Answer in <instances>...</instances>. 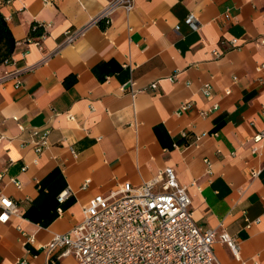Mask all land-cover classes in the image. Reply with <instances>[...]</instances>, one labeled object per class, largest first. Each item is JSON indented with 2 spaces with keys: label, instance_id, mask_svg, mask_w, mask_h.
<instances>
[{
  "label": "crops",
  "instance_id": "crops-1",
  "mask_svg": "<svg viewBox=\"0 0 264 264\" xmlns=\"http://www.w3.org/2000/svg\"><path fill=\"white\" fill-rule=\"evenodd\" d=\"M110 1L0 0L15 40L0 67V196L17 208L0 223V264H76L44 247L94 196L168 168L196 225L238 244L234 257L216 242L217 263L264 264V0H134L95 23ZM32 129L49 130L39 154L22 146Z\"/></svg>",
  "mask_w": 264,
  "mask_h": 264
},
{
  "label": "built area",
  "instance_id": "built-area-1",
  "mask_svg": "<svg viewBox=\"0 0 264 264\" xmlns=\"http://www.w3.org/2000/svg\"><path fill=\"white\" fill-rule=\"evenodd\" d=\"M4 1L9 3L11 0ZM133 7L134 0H111L94 22H103L108 26L112 13L118 9L130 12ZM185 23L197 29L192 15ZM174 30H178V26ZM82 34L81 29L65 31L61 45L72 46ZM25 44L40 47L39 42L32 39L26 40ZM231 44L234 45L235 41ZM214 55L217 57L218 53L214 52ZM10 63L11 60L5 62ZM19 74L20 71L16 70L7 76L17 80ZM132 85L130 83L120 89L129 90L133 97L136 92L132 90ZM15 87H19L18 81ZM155 88V83L150 85V89ZM202 93L209 97L210 86L204 85ZM189 106L184 104L181 109L187 110ZM69 119L72 117L69 116ZM12 120L24 131L17 117H12ZM48 135V129L40 132L32 129L28 133L29 141L22 146L31 145L39 154L48 146ZM262 136L263 133L254 136L253 143H259ZM69 150L74 155L73 150ZM255 175L252 173V176ZM14 185L19 187L18 183ZM68 195V191L60 194L58 203H62ZM16 213L13 201L0 196V223H5ZM81 213L79 224L67 233L54 235L44 247L48 256L59 252V257L72 256L76 264H218L213 252L216 242L225 244L234 257L238 255V244L227 233L215 229L203 230L196 225L187 190L177 183L170 168L139 187H122L107 196H94Z\"/></svg>",
  "mask_w": 264,
  "mask_h": 264
},
{
  "label": "trees",
  "instance_id": "trees-1",
  "mask_svg": "<svg viewBox=\"0 0 264 264\" xmlns=\"http://www.w3.org/2000/svg\"><path fill=\"white\" fill-rule=\"evenodd\" d=\"M41 34V29L37 28L31 31V35L38 36ZM15 40L12 33L0 12V67L11 60L14 54Z\"/></svg>",
  "mask_w": 264,
  "mask_h": 264
}]
</instances>
